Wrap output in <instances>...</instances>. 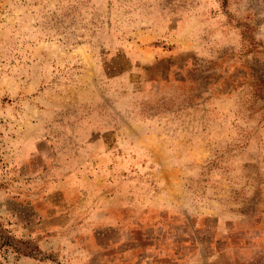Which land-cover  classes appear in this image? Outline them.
Returning a JSON list of instances; mask_svg holds the SVG:
<instances>
[{"label":"rangeland","instance_id":"rangeland-1","mask_svg":"<svg viewBox=\"0 0 264 264\" xmlns=\"http://www.w3.org/2000/svg\"><path fill=\"white\" fill-rule=\"evenodd\" d=\"M0 264H264V0H0Z\"/></svg>","mask_w":264,"mask_h":264}]
</instances>
